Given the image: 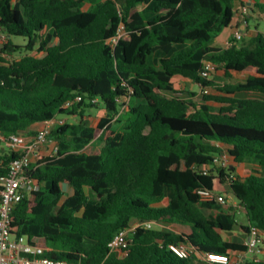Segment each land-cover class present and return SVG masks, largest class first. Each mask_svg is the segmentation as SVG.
<instances>
[{
    "label": "trees",
    "instance_id": "1",
    "mask_svg": "<svg viewBox=\"0 0 264 264\" xmlns=\"http://www.w3.org/2000/svg\"><path fill=\"white\" fill-rule=\"evenodd\" d=\"M248 2L245 21L264 14V0H0L1 136L79 118L51 130L48 142L57 150L31 166L39 189L14 207L11 233L47 249L45 257L74 264H202L204 253H248L223 233L251 226L264 232V98L237 96H264V35L256 27L247 41L215 46ZM121 24L127 33L113 47ZM204 60L227 78H247L205 79ZM176 76L219 94H205L197 105L174 87ZM68 102L74 103L66 108ZM90 107L105 110L97 126L83 120ZM225 148L233 165L204 174ZM22 154L0 147V177ZM253 159L262 171L236 173ZM227 185L246 223L234 207L197 194L201 188L226 194ZM135 222L172 231L138 227L125 256L110 253L113 237ZM177 244L189 247L191 257L176 255L170 246Z\"/></svg>",
    "mask_w": 264,
    "mask_h": 264
},
{
    "label": "built area",
    "instance_id": "2",
    "mask_svg": "<svg viewBox=\"0 0 264 264\" xmlns=\"http://www.w3.org/2000/svg\"><path fill=\"white\" fill-rule=\"evenodd\" d=\"M244 16L249 12V6L238 9ZM127 33L124 24H121L110 43L115 47L119 40ZM243 39L242 32L237 31L234 36L225 43V47H232L238 41ZM209 60L203 61L201 75L205 79H210L216 69ZM77 98L76 101H79ZM75 102V101H74ZM74 102L66 103L65 107H70ZM64 119H53L43 123L38 130L34 140L27 142L23 135L13 134L7 138L0 135L8 148L13 151H23L20 157L14 158L9 165L8 172L5 176L0 177V264H74L66 260H55L45 257L48 251L43 247L31 244L26 236L14 235L11 233V214L14 207L26 196H31L33 192L39 189V183L30 175V168L33 163H37L45 156L43 147L48 143V138L53 127L64 124ZM57 146L53 150L56 152ZM52 154V155H53ZM51 155V156H52ZM233 165V160L226 148L219 154L215 155L208 167H203L204 174L210 173L211 170L219 168H228ZM197 194L202 201L213 202L220 205L225 210L235 208V213L240 215L244 210L239 206L235 197H228L227 194H219L208 189H198ZM162 223L145 222L133 223L129 228L117 233L109 243L110 253L118 257L126 255L125 250L130 244V235L138 227L148 230L153 229ZM244 245L248 253L254 256L264 257V232L257 227L251 226L246 233ZM171 250L182 259H188L192 255V250L184 244L171 245ZM202 264H234L232 257L227 254L204 253L200 255Z\"/></svg>",
    "mask_w": 264,
    "mask_h": 264
},
{
    "label": "rangeland",
    "instance_id": "3",
    "mask_svg": "<svg viewBox=\"0 0 264 264\" xmlns=\"http://www.w3.org/2000/svg\"><path fill=\"white\" fill-rule=\"evenodd\" d=\"M242 6L239 5V8H241ZM140 8L142 9L143 6H140ZM237 18H239V23L238 26L240 25H244L246 28L244 30L239 29L238 31L242 32L243 35V41H247L249 40L257 31L256 27H258V31L261 32L264 35V14L263 13H256L253 14V17L249 19V21H245L244 16L239 12L237 14ZM235 28V23L233 22L231 27L228 28L227 30H225L220 36L219 38L224 39L227 36H230V34H232L234 32ZM14 43L16 44H20V45H26L28 39L24 38V37H13L12 38ZM6 42V36L0 31V47L2 46V44ZM21 54H16L15 57L18 58L20 57ZM247 78L246 74L243 73H234L233 74V78H227L225 76V73L223 70L216 68L215 71L212 73L210 80L215 81L216 83L219 84H223L225 82L228 81H233V82H241V81H245ZM184 91V90H182ZM218 95L219 92L216 91L213 88H201L200 86H198V88H196L195 90H190L189 86L187 85V88L185 89L184 93L182 94V97L188 101H192L195 104L199 105L201 103H203V97L204 95ZM237 96L239 97H256V98H264V96L262 94H258V93H243V94H238ZM207 104L212 108L213 111H218L219 109V105L215 104L214 102L210 101L207 102ZM101 107H90L88 109H86L85 112V117H84V122L90 126L95 125L96 123H98L100 121V119L102 118V113H101ZM73 121H78L79 118L78 117H68L67 121L70 120ZM126 123H123V125H125ZM119 124H116L114 126L115 129H117ZM4 145V142L0 140V146ZM45 147L46 152L48 153L47 156H51L53 154V150L56 147V144L54 142H48ZM245 164L247 165L245 167V170H241L240 174L242 177H246L249 176L250 174L254 173L255 171H262V167L260 166L259 162L257 160H249L246 161ZM70 188L65 187V191L67 193L70 192L69 190ZM227 191L226 194L228 197H232V192L230 187L227 185ZM215 212V211H214ZM212 211V213H214ZM239 220L241 221H245L244 217L242 215H239ZM153 229L155 230H163V231H172V228L170 225L168 224H163V225H157L155 226ZM236 230L230 233H223V237L230 239L231 241H236L238 243H243V239L241 237V229L239 227L235 228ZM244 254L238 253L236 255L231 256L233 263L234 264H241L242 261V256ZM254 255L251 253H247V257L248 259H250L251 257H253ZM259 258H264L261 256H258Z\"/></svg>",
    "mask_w": 264,
    "mask_h": 264
},
{
    "label": "crops",
    "instance_id": "4",
    "mask_svg": "<svg viewBox=\"0 0 264 264\" xmlns=\"http://www.w3.org/2000/svg\"><path fill=\"white\" fill-rule=\"evenodd\" d=\"M16 1H18V0H15V2ZM248 6H250L251 5V3L250 2H248V4H247ZM238 9H239V7H238ZM234 23H235V30H234V32L232 33V34H230V36H227L226 38H224V39H221V38H217L216 40H215V46H220V47H223V46H225V43L228 41V40H230L233 36H234V34L239 30V29H241V30H244L246 27L244 26V25H240V26H238V23H239V18H236L235 19V21H234ZM173 83H174V87L176 88V89H178V90H184L185 91V89L187 88V85L189 86V88H190V90L192 91V90H195L196 88H198V86L199 85H197V84H195V83H193L192 81H190V80H188V79H184V78H182V77H179V76H176V77H174L173 78ZM184 91H183V93H184ZM101 113H102V117H104L105 116V110L104 109H101ZM60 119H64V120H66V119H68V118H66V117H60ZM101 120V119H100ZM99 123V122H98ZM98 123H96L95 125H92V126H97L98 125ZM42 126H43V123H36V124H34L32 127H31V132L30 133H26L25 135H23L25 138H26V140H27V142H32L33 140H34V138H35V136H36V134H37V132H38V130H40L41 128H42ZM32 133H34V135H31ZM1 135V134H0ZM3 146H6L7 147V145L4 143V145H1L0 147H3ZM46 147L44 146L43 147V155L45 156V157H48L47 156V152H46ZM33 164H35V162L33 163ZM247 165L245 164V163H242V164H238L237 165V174L238 175H240L241 176V174H240V171L241 170H245V167H246ZM247 177V176H246ZM70 190V189H69ZM70 192H71V190H70ZM234 195L232 194V197H233ZM240 215H242L243 217H244V219H245V221H241L240 220V223H246L247 222V219H246V216H245V212H242ZM236 230V229H235ZM234 230V231H235ZM233 231V232H234ZM242 231V233H241V237H242V239L243 240H245L246 239V236H247V234L243 231V230H241ZM224 239L225 240H227V241H230V239H227V238H225L224 237ZM235 241V240H234ZM236 242V241H235ZM244 242V241H243ZM242 258L243 259H245V258H248L247 257V253L246 254H244L243 256H242Z\"/></svg>",
    "mask_w": 264,
    "mask_h": 264
},
{
    "label": "water",
    "instance_id": "5",
    "mask_svg": "<svg viewBox=\"0 0 264 264\" xmlns=\"http://www.w3.org/2000/svg\"><path fill=\"white\" fill-rule=\"evenodd\" d=\"M252 13V12H251Z\"/></svg>",
    "mask_w": 264,
    "mask_h": 264
}]
</instances>
